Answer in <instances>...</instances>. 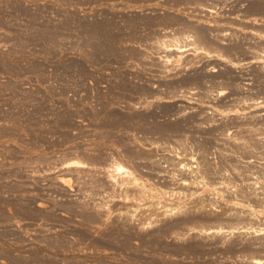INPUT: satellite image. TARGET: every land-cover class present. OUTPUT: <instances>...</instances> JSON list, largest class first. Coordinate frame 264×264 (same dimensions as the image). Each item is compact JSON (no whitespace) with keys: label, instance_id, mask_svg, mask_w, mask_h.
<instances>
[{"label":"rangeland","instance_id":"obj_1","mask_svg":"<svg viewBox=\"0 0 264 264\" xmlns=\"http://www.w3.org/2000/svg\"><path fill=\"white\" fill-rule=\"evenodd\" d=\"M93 24L104 44L86 42ZM202 28L204 49L161 62L172 50L154 42L184 45ZM261 57L264 0H0V264L264 260V235L252 233L264 229ZM163 143L197 170L164 171ZM69 158L86 169L63 168ZM111 158L167 197L138 202L130 187L122 202L101 170ZM198 174L219 186L215 210ZM159 200L183 210L159 215ZM217 223L223 232L191 229Z\"/></svg>","mask_w":264,"mask_h":264},{"label":"bare ground","instance_id":"obj_2","mask_svg":"<svg viewBox=\"0 0 264 264\" xmlns=\"http://www.w3.org/2000/svg\"><path fill=\"white\" fill-rule=\"evenodd\" d=\"M124 3V2H123ZM143 8V7H142ZM75 9V8H74ZM119 12V11H118ZM98 24V23H97ZM95 24H93V26L91 27V29H90V34L88 35V37H87V40H86V42L87 43H89L90 45H93V46H98V45H101V44H104V42L105 41H103L104 39H106L105 37H106V35H105V37H104V35L102 34V30L99 32V25H97V26H94ZM141 25V24H140ZM101 27V26H100ZM47 33V32H46ZM196 33V32H195ZM204 33H205V31H204ZM203 33V28H202V31L201 30H198L197 31V36H196V38L195 37H193V36H195V35H189V34H184V36H181V37H183V41L185 42V44L184 45H181V44H178V42L176 43H168L167 42V40H158V41H156V42H154L153 44H154V46L155 47H157V48H164V49H166V50H172V52L170 51V52H168L166 55H164V58H158V60L159 59H161V62L162 63H164V64H166L167 62H169L170 61V59H172L173 60V56H174V58H175V61L176 60H179V59H181V57H182V54L187 50V49H184V47H186V46H190L191 45V49H193L194 50V52H196V51H201L202 49H204V48H202V47H199L200 45H199V43H201V41H204V40H206L205 38L207 37V36H205V34ZM108 36V35H107ZM103 38V39H102ZM177 39V38H176ZM179 39H180V37H179ZM134 40V39H133ZM135 41V40H134ZM131 42V41H130ZM199 42V43H198ZM197 43H198V45H197ZM152 45V44H151ZM86 46V45H85ZM84 46V47H85ZM92 46V47H93ZM153 46V45H152ZM105 48H107V44H106V46H104ZM95 48V47H94ZM156 48V49H157ZM172 48V49H171ZM108 49V48H107ZM165 50V51H166ZM199 53V52H198ZM197 55V54H196ZM172 56V57H171ZM198 56V55H197ZM259 56H261V55H257V56H255V57H259ZM169 57H171V58H169ZM262 58H264V57H261V58H259V59H262ZM256 59V58H255ZM157 60V61H158ZM182 60V59H181ZM160 61V60H159ZM192 61V60H191ZM188 62V61H187ZM194 62V61H193ZM195 62H196V60H195ZM160 63V62H159ZM215 70V69H214ZM213 70V71H214ZM220 90V89H219ZM217 90V91H215V92H217L218 94H221L222 95V91L220 90ZM254 104H257V102H254ZM64 160V159H63ZM111 160L112 161H110L108 164H106V166H104V167H101V170H103L102 172H103V174H104V176H105V178L107 179V181H108V184H114L113 186H115V185H117L118 187H121L122 189L124 188V189H127L128 190V188H130L131 187V189H133V190H135L136 192H135V194H137V198L135 199L136 201H138L139 202V200H144L143 198H145V201H146V198H148L149 199V201L150 200H152V198L154 199V197L156 198V197H158L160 194H158L159 193V191L156 189V188H147V185H145V182H143L140 178H139V176H137L136 175V173H134V171L132 170V169H130L129 168V166H127L126 164H124L123 162H121V161H119L118 160V158H117V160L116 159H112L111 158ZM202 162V161H201ZM61 164V163H60ZM201 165V164H200ZM203 165V164H202ZM62 167L63 168H65V169H67V170H69V171H76V170H78V171H82V170H85L86 169V167H87V165H86V162H84V161H81V160H77V159H74V158H69V159H66V160H64L63 162H62ZM209 168V167H208ZM199 175V174H198ZM202 176V175H201ZM62 177V176H61ZM196 178V177H195ZM58 180V179H57ZM60 181H62L63 183H66L68 180L67 179H65V178H60L59 179ZM107 181H106V183H107ZM194 181V180H193ZM181 182H185V181H181ZM180 182V183H181ZM195 182V181H194ZM193 182V183H194ZM59 183H61V182H59ZM187 183H190V182H187ZM208 183V182H207ZM251 183V182H250ZM185 184V183H184ZM194 184H196V183H194ZM211 184V183H210ZM206 188H208V187H206ZM123 189V190H124ZM259 189V188H258ZM125 191L124 192V195L122 196H120L119 194V196L121 197V198H119L122 202L123 201H128L129 200V194H128V191ZM162 190V189H161ZM121 191V190H120ZM198 191H200V190H198ZM177 192V191H176ZM174 193V192H173ZM179 193V192H178ZM183 194V193H182ZM188 194V193H187ZM191 194V193H190ZM136 196V195H135ZM182 196V195H181ZM199 197V196H198ZM118 199V200H119ZM187 199V198H186ZM119 200V201H120ZM154 201V200H153ZM140 202H142V201H140ZM168 202H169V200H168ZM171 202H173V201H171ZM158 203H161V202H158ZM198 203V202H197ZM136 204V203H135ZM146 204V203H145ZM157 204V203H156ZM170 204H175V205H170ZM170 204H165V203H161L160 205H157L158 206V208L156 209L155 207H156V205H155V207H154V204L153 203H151V204H149L150 206H151V209H152V207H154L155 209H156V211H159L158 213H159V215L160 214H163V215H169V214H174L175 212L176 213H178L179 211H181V209L183 210V208H182V206H179V204L177 203H170ZM149 205H147V207L149 206ZM38 206L40 207L41 206V204H38ZM160 206V207H159ZM195 206H197L196 204H195ZM95 208L94 209H96V207H97V211H96V214H100V216H102L101 215V211H107V208L108 207H106V210H105V206L104 205H96V206H94ZM137 207V206H136ZM136 207H134V208H132L131 210H128V212L129 213H126V214H128L127 216H129V218H127L128 220H130V219H133L134 217L136 218V212L138 211H136V209H138V208H136ZM146 207V206H145ZM146 207V208H147ZM145 208V209H146ZM193 208V207H192ZM140 209V208H139ZM187 209V208H186ZM127 210V209H126ZM125 210V211H126ZM197 210V209H196ZM201 210V209H200ZM209 210V209H208ZM247 210V209H246ZM250 210H253L252 208L250 209ZM255 210V209H254ZM124 211V210H123ZM153 211V210H152ZM155 211V210H154ZM194 211V210H193ZM94 212H95V210H94ZM88 213V214H86V217H87V219H91V218H94V216H96L95 215V213ZM107 212H109V209H108V211ZM106 212V213H107ZM120 212V211H119ZM173 212V213H172ZM264 212V211H263ZM110 213V212H109ZM122 213V212H121ZM152 213V212H151ZM157 213V214H158ZM245 213V212H244ZM123 214H125L124 212L122 213V215ZM108 214H106V216H107ZM121 215V214H120ZM252 215V213H251V211L249 212V210H248V213L246 214V216H248L249 218H250V216ZM99 216V217H100ZM124 216V215H123ZM131 217V218H130ZM133 217V218H132ZM101 219H102V217H101ZM134 220V219H133ZM4 221V220H3ZM143 223V222H142ZM141 223V224H142ZM140 224V225H141ZM219 223H217V226H208V227H205V226H199V227H192L191 229L192 230H196L197 232H203V233H217V232H223L222 230H223V226H219L218 225ZM143 225V224H142ZM230 226V225H229ZM227 227V228H229V229H224V231H234L235 229L237 230V227H236V225L235 226H230V227ZM242 227H246V226H242ZM1 229H4L3 227L1 228ZM6 229V228H5ZM228 231V232H229ZM252 233L253 234H255V235H264V229H262V228H259V229H255V230H253L252 231ZM223 234V233H222ZM104 242V241H103ZM249 264H264V260L262 259V258H260V257H252L251 258V260H250V263Z\"/></svg>","mask_w":264,"mask_h":264},{"label":"built area","instance_id":"obj_3","mask_svg":"<svg viewBox=\"0 0 264 264\" xmlns=\"http://www.w3.org/2000/svg\"><path fill=\"white\" fill-rule=\"evenodd\" d=\"M161 147L164 150H167V154H168V158L166 159L165 157H163L164 161L160 163V166L164 171L166 169L173 168L174 166H176L175 169L177 171H196L197 170V168H198L197 164L198 163L195 160V157L190 155L187 159H185V157L183 156V151L180 149V146H178L177 144L163 143L161 145ZM158 154H160V153H156V155H155V159L157 160V162L160 160ZM170 158L172 159V162L169 161ZM155 159H154V164L156 163ZM174 159H176L174 161V162H176L175 164L173 162ZM195 182L198 184V186H199L198 189L201 192H203L204 190H207V194H206V198H205L206 208L209 210H215V206H217L218 200H219V193H218V192H220V190L218 189L219 186L212 185L211 188L208 187L206 189L205 186H206L207 182L205 181V179L201 175L196 177ZM181 183H186V182H181ZM165 191H166V189L161 190L159 192L160 196H158V197L166 198L167 196L165 194ZM203 194L204 193H201V194H199V196H202V198H203ZM191 197H192V195H191ZM197 197H198V195L195 194V197H192V199H195ZM159 202H161V200H159ZM162 203L170 204V202H166L164 200H162Z\"/></svg>","mask_w":264,"mask_h":264}]
</instances>
